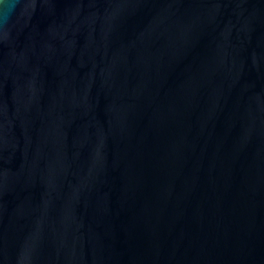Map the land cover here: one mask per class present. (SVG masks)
I'll list each match as a JSON object with an SVG mask.
<instances>
[{"label":"water","instance_id":"1","mask_svg":"<svg viewBox=\"0 0 264 264\" xmlns=\"http://www.w3.org/2000/svg\"><path fill=\"white\" fill-rule=\"evenodd\" d=\"M0 264H264V0H0Z\"/></svg>","mask_w":264,"mask_h":264}]
</instances>
